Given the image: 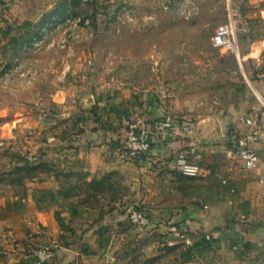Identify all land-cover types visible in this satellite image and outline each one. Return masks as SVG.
Instances as JSON below:
<instances>
[{"label": "rangeland", "instance_id": "1", "mask_svg": "<svg viewBox=\"0 0 264 264\" xmlns=\"http://www.w3.org/2000/svg\"><path fill=\"white\" fill-rule=\"evenodd\" d=\"M227 2L0 0V196L10 191L21 195L32 177L48 176L51 183L37 190L38 196L77 195L83 204L95 207L87 219L96 218L98 228L108 226L101 230L104 248L71 255L73 261L67 263L171 264L177 249L161 232L132 225L125 218L126 208L117 228L113 222L114 229L102 224L109 221L104 213L113 207L121 211L114 202L122 191L117 176L59 170L30 154L35 143L27 141L28 128L52 111L51 77L84 63L120 96L138 99L151 91L181 117H189L199 134L225 133L233 129L235 117L243 120L254 106L261 110L259 96L264 97L249 83L263 77L252 69L264 64V0H229L236 5L230 15L241 57L245 54L243 72L234 55L211 41L214 27L229 19ZM24 20L32 23L17 32ZM21 113L26 117L19 120ZM58 221L71 229L77 220ZM179 230L185 242L186 228L179 225ZM44 243L34 247L35 261V250Z\"/></svg>", "mask_w": 264, "mask_h": 264}, {"label": "crops", "instance_id": "2", "mask_svg": "<svg viewBox=\"0 0 264 264\" xmlns=\"http://www.w3.org/2000/svg\"><path fill=\"white\" fill-rule=\"evenodd\" d=\"M242 55L238 65L243 72ZM59 72L51 77L55 86L49 87L52 111L28 128L27 141L35 143L29 147L30 154L59 170L89 177L117 176L122 191L114 202L121 211L107 210L102 217L109 221L102 224L114 229L115 223H123L119 221L125 217L122 208L128 211L127 207L136 204L151 218L145 228L161 232L175 244L177 254L171 264H264V184L258 181L264 173V134L249 142L260 158L255 169L245 168L232 148L234 137L250 128L236 117L233 129L225 133L199 134L196 126L202 168L198 175H184L174 168V156L190 150L186 137L153 134L151 153L131 159L122 147L125 119L142 128L157 118L159 108L176 117L182 115L151 91L138 99L120 96L84 63L66 75ZM252 72L263 75L249 83L258 95H264V64ZM23 117L21 113L18 119ZM36 177L21 185V195L10 191L0 196V264H69L71 255L104 248L101 230L108 226L98 228L101 223L96 218L86 217L87 212L94 214L95 207L83 204L77 195L42 199L37 190L48 186L50 177ZM58 215L65 221H77L71 229L63 228ZM173 219L185 221L189 243L168 230ZM43 241L55 243L56 253L49 261L37 263L34 247Z\"/></svg>", "mask_w": 264, "mask_h": 264}, {"label": "built area", "instance_id": "3", "mask_svg": "<svg viewBox=\"0 0 264 264\" xmlns=\"http://www.w3.org/2000/svg\"><path fill=\"white\" fill-rule=\"evenodd\" d=\"M227 11L229 19L225 22L218 23L212 32V44L228 53H231L240 61L241 51L239 48V41L236 35L234 18L230 13L233 11L234 6L232 2L227 0ZM232 1V0H231ZM254 89V87L251 85ZM256 91V89H254ZM263 108L252 109L243 117V121L250 126V128L234 137L232 140V148L238 154L242 165L247 169H255L259 167L260 158L257 153L249 146V142L258 140L264 134V97H260ZM125 130L122 140V147L124 153L132 159H140L149 155L152 151V136L153 134L160 135L165 138L186 137L189 139V152H181L174 156V168L184 174L195 176L200 174L202 168L199 164L201 156L200 139L197 136L196 125L190 118L179 117L170 115L165 109L159 108L157 110V118L154 119L149 125L139 128L127 119L124 120ZM258 181L264 184V173L258 177ZM127 218L129 222L136 227H147L151 223V218L148 213L140 207H131L127 211ZM184 222L180 219H173L170 221L168 230L183 236V231L179 230V225L184 227ZM185 228V227H184ZM189 243L188 238L185 239ZM55 243H44L40 245L35 254L37 257L36 262L41 263L49 259L55 249Z\"/></svg>", "mask_w": 264, "mask_h": 264}, {"label": "trees", "instance_id": "4", "mask_svg": "<svg viewBox=\"0 0 264 264\" xmlns=\"http://www.w3.org/2000/svg\"><path fill=\"white\" fill-rule=\"evenodd\" d=\"M31 23H32V21H30V20H24V21H22L21 24H17L16 31L17 32H20L19 30H21L24 26L26 27L27 25H30Z\"/></svg>", "mask_w": 264, "mask_h": 264}]
</instances>
